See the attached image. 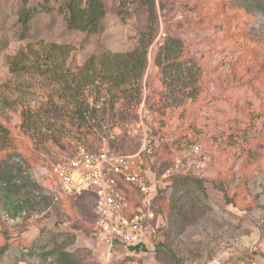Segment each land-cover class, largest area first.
<instances>
[{"label": "rangeland", "instance_id": "1", "mask_svg": "<svg viewBox=\"0 0 264 264\" xmlns=\"http://www.w3.org/2000/svg\"><path fill=\"white\" fill-rule=\"evenodd\" d=\"M252 1L103 0L105 15L89 31L68 27L64 0H0V122L11 139V149L0 151V264H58L51 249L64 242L80 264H175L174 257L183 264H264V0ZM168 37L180 39L173 57L187 67L195 64L197 77L188 78V90L178 86L180 96L172 94L176 101L165 115L156 109L159 142L176 139L180 149L168 153L172 158L161 164L160 179L175 167V156L198 145L205 166L192 173L206 180L181 188L193 207L175 209L170 220L174 184L163 179L166 187L155 208L163 221L159 215L153 218L156 224L149 221L145 248L108 250L97 230L96 197L89 191L65 194L49 179L50 168L81 146L90 152L135 148L129 141L139 136L129 126L130 113L148 109L143 102L153 85L164 90L154 58ZM143 38H153L148 73L142 85L139 80L125 85L135 97L129 99V112L119 113L126 107L124 95L108 93L109 83L95 74L105 72L100 59L107 52L136 50ZM41 42L68 50L64 72L75 79L71 86L97 78L101 101L117 110L99 109L98 117L86 123L91 129L80 128L70 116L77 99L92 106L90 84L64 90L53 80L51 66L45 75L11 71L10 56ZM111 98L116 103L110 105ZM29 114L32 126L25 129ZM44 195L51 196L49 203ZM27 198L30 205L19 211L15 203ZM160 241L167 246L157 251Z\"/></svg>", "mask_w": 264, "mask_h": 264}, {"label": "trees", "instance_id": "2", "mask_svg": "<svg viewBox=\"0 0 264 264\" xmlns=\"http://www.w3.org/2000/svg\"><path fill=\"white\" fill-rule=\"evenodd\" d=\"M27 1V0H24ZM64 6L67 11V25L69 28H79L81 30H89L94 31L97 29L98 24L100 20L105 15V4L103 0H64ZM252 3L257 4L256 0H253ZM156 35V33L154 34ZM153 35V36H154ZM169 39L166 40V43L163 45H160L158 48V54L155 56L154 60L156 65L159 67V75L161 76V86L163 87V91H160L157 87H154L150 92V94H147L145 97V106L150 110V127H151V133L154 135L156 134L158 139L161 138L162 134H158L159 130L158 128L162 129L161 125H157L159 123V114L156 113V109H161L163 114L165 115L166 109H169L174 103L175 99L172 98V94L178 95V86H182L183 90H188V86H190V80L188 78L191 77H197L196 75V68L197 66L194 64L191 67L186 66V62L179 60L178 57H176L177 51H176V43H180V39L175 37H168ZM264 38V37H263ZM260 40H263L260 38ZM153 38L150 40L142 39V46L140 48H137L136 50L127 51V52H120V53H112L111 51L107 52L102 59H100V63L103 69H105V72H96V76H100L101 81H107L110 85L107 90L108 93H112L114 97H116L119 93L124 95L126 101L124 108V111H120L119 113L128 111L127 106H129V99H133L135 97L134 94H130L127 92V89L125 88V85L127 83H130L132 80H136V82L139 80V82L142 85V80L145 76V74L148 73L147 69L148 66H150V60H148V52H149V46L152 43ZM173 53H176L173 57ZM68 54V50L61 45H57L55 43H37V44H27L23 48L20 49L19 53L13 56H10L8 58V63L10 64V69L13 72L18 71H26V70H32L37 71L38 73L45 75L47 72H50L48 68L50 66L54 68L53 73L56 71V73L53 75V80L60 85L62 89H71L70 91H80L83 87L85 88L88 84L89 86V94L88 96L91 97L93 100H96L97 97L100 96L101 92H103L102 84H98L96 81L97 78L93 79L92 76H89L87 78H83L84 80L80 82V84H77V87L71 86V83H74V78H70L71 76L66 75L64 72L65 67V60ZM164 55V57L162 56ZM178 56V55H177ZM163 58V61H161ZM93 68V67H92ZM91 69V67H90ZM195 70V71H194ZM67 72V71H66ZM151 75H147V86L150 84V78ZM66 80V81H64ZM71 80V81H70ZM146 81V82H147ZM64 83V84H63ZM91 87V88H90ZM150 87V85H149ZM83 88V89H84ZM140 88L134 90V92L138 91ZM194 90V89H193ZM148 93V92H147ZM193 93V92H189ZM192 95V94H191ZM189 95L190 97H194V95ZM112 96V97H113ZM180 96V95H178ZM107 103V102H106ZM106 103L103 107V112H110L113 114L117 110L115 106H112L111 108L106 107ZM113 103H116V101H113V98L109 101V104L112 105ZM73 116H70L71 119H74L78 122V127L85 126L86 123L89 122V119H95L98 117V111L95 109L94 106H89V103L86 101V99H77V103L73 105ZM129 112V111H128ZM25 115V114H24ZM122 116V115H121ZM129 116V113L126 112L124 115V119ZM24 118V117H23ZM137 118V113L133 114L130 113V120H135ZM165 118V116H164ZM32 115L29 114V116H25L24 118V125L25 129H30L32 126ZM157 123V124H155ZM98 125V123H97ZM159 126V127H157ZM88 129H91L86 125ZM160 136V137H159ZM119 137V136H118ZM164 140V139H163ZM160 142V145L158 147V151L154 154L147 156V162L145 163V168H150L155 174L156 177L161 178V174H159V170L161 167V164L167 163L170 158H172L171 155L168 153H172L176 149L180 151L178 148L177 140L175 139L173 142L171 140H164ZM130 142L134 145V149L125 150L129 148L126 145H123V149H119L120 152L123 153H129L135 151L141 143V140L139 137H132ZM173 145V146H172ZM11 149V139H10V131L9 129L0 122V151H5L6 149ZM177 151V152H179ZM174 157V156H173ZM186 160V159H185ZM4 164H9V159L2 160ZM169 168V167H168ZM167 168V169H168ZM167 169H163L165 172ZM164 172V173H165ZM163 173V174H164ZM4 172L2 168L0 169V177L3 178ZM166 179L173 180V192H172V198L169 205L170 208V220L175 216V209L181 207L188 208L193 204L190 199L184 196V194L180 193L181 188L185 187L189 183H195L197 185H202L203 182L206 179H202V177L196 175L195 173H188V172H180L169 175ZM12 182H8V186H11ZM36 186V185H35ZM38 186V185H37ZM161 190L159 191L160 194ZM94 197H96V194L93 191H89ZM159 194L154 200V211L156 213V217L158 212H156L155 208L157 205V202L159 200ZM97 198V197H96ZM95 198V199H96ZM43 199L49 203L51 200V196L44 195ZM42 199V200H43ZM162 199V198H160ZM30 198L19 200L15 203L16 207H18L19 211H23L30 205L31 201ZM48 200V201H47ZM135 205L137 204V200L132 201ZM47 203V204H48ZM97 208V206H96ZM166 208V207H165ZM167 211V208H166ZM184 212V211H182ZM99 216L97 211V217ZM157 218L151 219L150 222L156 224ZM157 228V227H156ZM56 235V234H55ZM58 235H56L57 237ZM64 236H68V234H64ZM74 238V237H73ZM67 242H64L60 245H54L51 249V254L55 256V260L58 264H80L79 257L66 250L64 246ZM56 244V241H55ZM122 245L119 242H116L115 246ZM63 246V247H62ZM167 246L166 242H157V251L162 250ZM128 247L132 249H139V248H145V245L140 243L138 245H128ZM32 251V248L30 249V252ZM33 252V251H32ZM174 263L175 264H183L182 260L180 258L174 257Z\"/></svg>", "mask_w": 264, "mask_h": 264}, {"label": "built area", "instance_id": "3", "mask_svg": "<svg viewBox=\"0 0 264 264\" xmlns=\"http://www.w3.org/2000/svg\"><path fill=\"white\" fill-rule=\"evenodd\" d=\"M92 102L90 104L97 111L103 110L105 102L101 101V96ZM149 117L150 111L141 109L129 124L135 130L133 135L141 140L135 151L123 153L106 146L98 152H90L81 146L72 156L59 158L50 168L49 179L55 180L65 194L79 195L87 191L96 194L97 230L108 250H112L116 242L125 246L143 242L148 223L156 215L154 200L166 187L163 179L175 173H192L205 166L198 155L201 149L196 145L191 146L186 155L173 158L175 167L168 168L163 179L156 177L150 168H145L147 156L156 153L160 145L158 137L151 133ZM135 200L136 205L132 202ZM159 217L163 221L162 216ZM159 223L158 220L156 227L160 228Z\"/></svg>", "mask_w": 264, "mask_h": 264}]
</instances>
